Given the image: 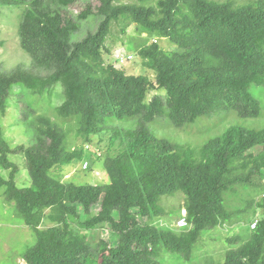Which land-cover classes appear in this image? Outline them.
Segmentation results:
<instances>
[{
    "label": "trees",
    "instance_id": "trees-1",
    "mask_svg": "<svg viewBox=\"0 0 264 264\" xmlns=\"http://www.w3.org/2000/svg\"><path fill=\"white\" fill-rule=\"evenodd\" d=\"M78 1L0 0V7H23L20 44L34 67L47 71H0L1 112L17 84L34 94L56 85L64 92L56 108L60 122L47 114L23 118L34 132L29 144L12 146L0 125V166L10 170L9 178L0 176V185L37 234V242L23 255L26 264H86L92 256L97 264H163L158 258L163 248L190 260L204 231L246 221L250 207L260 212L256 227L248 226L247 239L230 237L224 261L209 264H264V196L248 199L245 210L227 201L230 193L243 194L244 189L263 193L264 128L231 125L200 149L158 138L150 128L161 114L183 127L221 105L241 117L262 114L251 86H264V0H99L74 18L67 8ZM91 14L100 17L97 31L73 41L79 20ZM115 23L124 24L123 33L136 24L142 34L176 45L165 50L152 41L141 47L143 65L155 72V81L105 65L102 51ZM155 87L165 89V96L147 102ZM108 119H135L137 124L127 131L107 128H112L113 143L122 141L120 149L112 152L111 146L103 157L109 181H64L56 170L84 155L83 148L68 147V134L74 131L91 145L107 131ZM11 155L24 158L31 186L17 185L18 163ZM177 192L185 195L189 226L163 227L155 222L167 213L161 199ZM96 205L100 208L94 213ZM45 222L51 225L42 227ZM75 224L85 230L108 224L117 241L101 240L92 248Z\"/></svg>",
    "mask_w": 264,
    "mask_h": 264
},
{
    "label": "rangeland",
    "instance_id": "rangeland-1",
    "mask_svg": "<svg viewBox=\"0 0 264 264\" xmlns=\"http://www.w3.org/2000/svg\"><path fill=\"white\" fill-rule=\"evenodd\" d=\"M157 0H151L155 4ZM223 1V0H221ZM250 0H235L236 3H244ZM255 1V0H254ZM122 3H138L139 0H121ZM99 0H79L69 6L67 11L76 18L77 15L88 5L96 6ZM23 7L2 6L0 7V71L11 72L19 67L31 70L40 75H45L47 71L34 67L31 56L22 48L19 37V24ZM80 28L73 33V41L83 39L88 33L96 32L100 23V17L91 14L87 19L79 20ZM123 23H115L112 27V35H109L105 48L103 49V59L106 64H113L117 68L124 69L128 74H146L152 81L156 80L155 72L148 70L139 55L142 46L148 42H158L165 50H173L176 45L168 38H162L155 35L142 34L136 24L130 25L126 33H123ZM125 27V26H124ZM134 57L131 60L128 56ZM130 59L131 61H129ZM252 94L261 101L262 114L259 117L247 118L241 117L226 106L221 105L215 108L211 113L199 117L194 123H189L183 127H176L166 114H161L155 118L150 125L152 132L158 138L168 139L174 143L191 146L200 149L210 139L222 135L231 125L244 126L250 129L264 128V86L254 84L251 86ZM166 90L155 87L151 89L146 101L150 102L155 95L165 96ZM64 100L62 87L56 85L51 90L43 94H34L22 84H17L13 88L7 102L6 112L3 114L0 110V125L4 129L6 139L16 147L20 144H29L33 137L31 127L24 125L23 118L27 113L31 116L38 114H47L53 119L59 121L56 116V108ZM60 122V121H59ZM62 122V121H61ZM64 125V124H63ZM136 120H110L108 119L104 127H118L123 131L136 127ZM67 127V126H65ZM68 147L83 148V158L74 163L58 168L56 171L62 173L64 181H72L76 184H105L109 181V176L103 166V157L112 146V152H116L122 146L121 139L114 143L112 128L104 130L103 133L95 136L91 145L93 149L88 150L87 142L76 138L74 131L68 134ZM260 150V149H258ZM11 160L18 163L16 174L17 185L21 188L32 185V179L29 170L24 164V158L21 155H11ZM88 162V166L86 163ZM0 176L10 177V170L0 166ZM4 187L0 185V264H26L23 259L24 253L37 242V234L28 225L25 224L22 216L17 211L15 203L7 200L4 195ZM242 191V189L240 190ZM240 193H230L227 201L229 206L245 210L247 200L254 197L258 199L260 190L244 189ZM185 195L177 192L173 195L163 196L161 204L167 213L157 219L163 227H177V221L184 214ZM227 203V204H228ZM100 206L93 207V212H97ZM249 210L251 221H236L232 225L225 224L214 230H206L202 234V239L197 243L194 254L190 260L183 256L172 253L163 248L159 255V260L163 264H209L213 260L216 263L224 261V253L230 247L228 239L241 235L243 239L249 236L248 226L252 229L254 219H259V211ZM256 212V213H255ZM82 216V220H85ZM256 219V220H257ZM142 223L147 218L140 217ZM252 222V223H251ZM51 223L45 222L42 227L49 226ZM74 228L87 236L92 248H96L101 240L115 244L117 237L110 225L103 224L92 230H85L80 225H73ZM86 264H97L93 256Z\"/></svg>",
    "mask_w": 264,
    "mask_h": 264
},
{
    "label": "built area",
    "instance_id": "built-area-1",
    "mask_svg": "<svg viewBox=\"0 0 264 264\" xmlns=\"http://www.w3.org/2000/svg\"><path fill=\"white\" fill-rule=\"evenodd\" d=\"M128 57H129L131 60L134 59V57H133L132 55H129ZM130 59H128V60L131 61ZM89 147L92 148L93 146H91V145H87V148H89ZM86 166H88V162L86 163ZM263 196H264V194H263ZM257 222H258V220L254 221V223L252 224V228H255V227H256ZM188 226H189V224H188V221H187V219H186V214H184L180 219H178V221H177V227H178L179 229H183V228H186V227H188Z\"/></svg>",
    "mask_w": 264,
    "mask_h": 264
}]
</instances>
